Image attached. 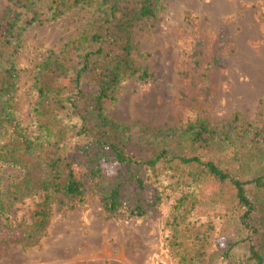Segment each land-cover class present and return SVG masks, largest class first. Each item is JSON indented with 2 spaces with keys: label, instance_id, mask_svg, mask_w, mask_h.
Here are the masks:
<instances>
[{
  "label": "trees",
  "instance_id": "trees-1",
  "mask_svg": "<svg viewBox=\"0 0 264 264\" xmlns=\"http://www.w3.org/2000/svg\"><path fill=\"white\" fill-rule=\"evenodd\" d=\"M0 13V244L36 248L54 212L86 204L105 218L142 219L173 198L166 222L173 264H264V124L238 113L211 124L217 60L201 42L181 59L182 93L199 112L181 125L122 124L107 113L129 80L147 83L135 35L166 0H7ZM75 36L34 67L32 122L17 112V60L27 31L65 17ZM115 166L108 174L104 165ZM15 175L4 180V171Z\"/></svg>",
  "mask_w": 264,
  "mask_h": 264
},
{
  "label": "rangeland",
  "instance_id": "rangeland-1",
  "mask_svg": "<svg viewBox=\"0 0 264 264\" xmlns=\"http://www.w3.org/2000/svg\"><path fill=\"white\" fill-rule=\"evenodd\" d=\"M7 5V0H0V13ZM78 29L79 20L70 16L58 23L34 26L22 38L16 102L24 128L32 122L34 67L47 51L57 50ZM135 40L142 53L150 54L138 65L147 69L151 79L147 83L129 80L118 100L106 105L114 121L176 126L198 115L196 106L182 93L179 68L183 55L190 54L194 42L200 41V62L205 64L214 58L218 62L213 69L216 91L206 119L220 125L238 113L247 121L264 124V0H166L154 26L138 31ZM104 169L112 174L115 166L106 164ZM13 175L14 171L6 169L4 180ZM173 200H163L142 219H107L101 203L88 190L86 204L68 212L73 245L89 253L96 251L86 256L84 264H121L119 253L122 261L131 264H173L165 226ZM82 215L85 219L80 227ZM64 216L58 212L52 216L51 229L59 235L64 230L59 224ZM49 237L44 249L48 248ZM42 252L0 244V264H36Z\"/></svg>",
  "mask_w": 264,
  "mask_h": 264
},
{
  "label": "crops",
  "instance_id": "crops-1",
  "mask_svg": "<svg viewBox=\"0 0 264 264\" xmlns=\"http://www.w3.org/2000/svg\"><path fill=\"white\" fill-rule=\"evenodd\" d=\"M65 215L66 216L63 217L61 222H59L60 226H64L63 232H61L60 235L58 231L53 232L50 225L46 235V237L50 235L47 241L48 248L44 249L46 237H44L40 241V245L36 247V249L43 250L44 252H42V258L39 256L36 264H84L88 260V258H86L87 255H90L92 252L95 254L96 251L94 250L89 253V250H82L73 245L74 241L70 236L71 229L68 230V213H65ZM84 219L85 217L82 215L78 224L80 227L84 225ZM57 227H55L56 230H58ZM117 260L120 261L121 264H131L129 260L127 262L122 261L120 253L118 254Z\"/></svg>",
  "mask_w": 264,
  "mask_h": 264
}]
</instances>
